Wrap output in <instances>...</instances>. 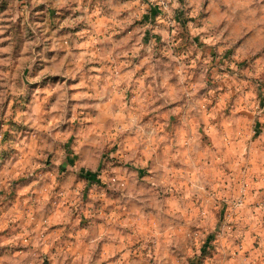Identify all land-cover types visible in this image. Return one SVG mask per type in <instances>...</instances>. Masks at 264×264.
Wrapping results in <instances>:
<instances>
[{
	"label": "rangeland",
	"instance_id": "obj_1",
	"mask_svg": "<svg viewBox=\"0 0 264 264\" xmlns=\"http://www.w3.org/2000/svg\"><path fill=\"white\" fill-rule=\"evenodd\" d=\"M246 228L264 0H0V264H221Z\"/></svg>",
	"mask_w": 264,
	"mask_h": 264
},
{
	"label": "crops",
	"instance_id": "obj_2",
	"mask_svg": "<svg viewBox=\"0 0 264 264\" xmlns=\"http://www.w3.org/2000/svg\"><path fill=\"white\" fill-rule=\"evenodd\" d=\"M251 230L252 229H248V228H246L245 230H242V232L245 235V238L243 237V240H242L244 245L236 246L238 250H242L240 252L241 256L233 257L232 259H235L234 261L232 259L231 260L222 259L221 264H235V263L237 264H264V253L262 254L263 249H261L264 245H262L261 247H256L257 245L254 244V242L258 240V236L256 234L254 235Z\"/></svg>",
	"mask_w": 264,
	"mask_h": 264
}]
</instances>
